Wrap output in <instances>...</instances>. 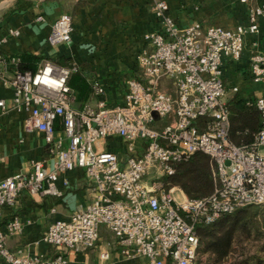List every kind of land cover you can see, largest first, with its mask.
<instances>
[{
  "label": "built area",
  "instance_id": "obj_1",
  "mask_svg": "<svg viewBox=\"0 0 264 264\" xmlns=\"http://www.w3.org/2000/svg\"><path fill=\"white\" fill-rule=\"evenodd\" d=\"M239 1L248 7V24L234 28L199 21L180 27L165 13V1L152 2L160 27L143 35L146 45L135 56L137 76L126 80L123 102L113 106L98 98L74 107L67 81L78 64L44 60L35 71L15 68L5 81L13 89L11 106L26 112L25 131L41 133L53 167L32 160L28 172L1 180L0 215L23 191L61 196L58 176L76 168L84 170L93 197L67 219L48 224L41 238L56 251L50 258L8 247L7 237L22 231L17 216L0 227V257L9 264H69L65 252L93 248L103 224L119 252L143 257L140 264H201L199 225L245 206L264 205V0ZM72 33V17L62 13L51 24L47 42L68 45ZM248 33L260 34L251 42L248 70L263 91L244 101L259 113L258 131L252 142L237 145L228 137L223 60L241 58ZM5 41L0 38V47ZM17 62V56L0 50V67ZM92 89L95 96L104 93L97 80ZM230 91L236 94L238 87ZM0 108H6L3 99ZM58 131L64 139L56 137ZM109 140L118 142L114 150L107 148ZM197 152L214 162L212 192L197 199L173 194L175 187L166 185L174 164ZM68 184L64 179L63 185ZM99 256L102 264H109L107 251Z\"/></svg>",
  "mask_w": 264,
  "mask_h": 264
},
{
  "label": "crops",
  "instance_id": "obj_2",
  "mask_svg": "<svg viewBox=\"0 0 264 264\" xmlns=\"http://www.w3.org/2000/svg\"><path fill=\"white\" fill-rule=\"evenodd\" d=\"M154 1L159 0H0V38H6L0 50L5 56H19L21 63L34 68L44 60L78 64L84 68L86 80H97L104 93L95 96L86 89L83 92L77 89L79 99L74 107L84 102L94 104L98 98L106 99V104L113 106L123 102L126 80L137 76L135 56L146 45L143 35L160 27L159 19L150 9ZM163 1L167 4L165 13L180 27L192 21L227 28L248 24V7L239 0ZM62 13L72 17L71 41L68 45H50L47 37L51 24ZM9 30L18 34L10 35ZM259 37L260 34H246L241 58L223 60V79L228 94L240 100L237 106L263 91V85L254 83L248 70L251 42ZM15 68L12 63L0 67V99L6 105L4 110L0 108V181L28 172L32 160H41L47 168L53 167L49 145L41 133L25 131L22 121L26 112L11 106L13 89L5 81L12 78ZM232 86L238 87L236 94L230 91ZM56 137L64 139L61 131ZM117 144L116 140H109L107 148L114 150ZM64 179L68 180V186L63 185ZM57 186L62 191L59 197H38L23 191L14 205L3 207L1 228L14 216L22 223L20 233L7 237L9 248L46 259L56 252L41 238L48 224L67 219L93 197L91 183L81 168L61 173ZM101 251L109 253L106 261L109 264H140L144 260L122 255L113 234L103 224L99 226V239L93 248L76 247L65 254L69 264H102ZM0 264L9 263L0 257Z\"/></svg>",
  "mask_w": 264,
  "mask_h": 264
},
{
  "label": "trees",
  "instance_id": "obj_3",
  "mask_svg": "<svg viewBox=\"0 0 264 264\" xmlns=\"http://www.w3.org/2000/svg\"><path fill=\"white\" fill-rule=\"evenodd\" d=\"M17 57L18 62L17 64H15L16 67L20 68L21 70H36L37 67L34 68V66L31 65H24L23 63H21L20 57ZM83 69V67L78 65L76 71L70 73L67 81L69 87L72 89L75 95V101H78L79 99L78 92L76 91L77 89L82 90V92L84 91V89H86V91L90 93H92L93 91V81L86 80L85 76L82 73ZM234 101L235 102L231 104L232 106L230 104L228 106L230 111V129L228 137L233 143L237 145L250 143L253 141L255 134L257 133L259 128V113L253 104H242L241 106H237V103H239L240 100L234 99ZM84 103H81V105H83ZM213 167L214 162L210 158V156L202 152H197L189 159L175 163L174 173L170 177L172 179V183L174 185H179L188 198L197 199L207 196L212 192L214 187ZM242 208L236 209L235 211L224 214L222 216L225 217L230 214L238 213L240 210H242ZM220 220L219 218H217L215 221L209 224H201L197 227L199 243L200 239L203 240L204 236L208 235L209 228L216 227L219 224ZM238 223V225L241 226L245 225L244 223ZM222 224L223 222L220 223L219 226ZM228 228L229 229L224 231L221 236L214 237L211 241V245L209 243V249L211 250V252L215 253V255L219 259L218 261H220L221 258L224 259V256H227L231 250L230 242L233 238L234 229L230 224L228 225ZM259 252L264 253V245L259 249ZM254 259H256V264H264V254L262 256H257L255 254Z\"/></svg>",
  "mask_w": 264,
  "mask_h": 264
},
{
  "label": "rangeland",
  "instance_id": "obj_4",
  "mask_svg": "<svg viewBox=\"0 0 264 264\" xmlns=\"http://www.w3.org/2000/svg\"><path fill=\"white\" fill-rule=\"evenodd\" d=\"M233 96L231 97L230 93L225 97L226 100H229L230 105L236 99ZM168 182L170 184L166 185L167 189L175 187L172 192L173 194L178 195L182 192L186 195L179 185L172 183L171 177L168 178ZM222 222L223 224L219 226ZM238 222L245 225H238ZM219 224L214 228L210 227L208 235L204 236L203 240L200 239L197 253L198 262H201V264H256V259H254L255 254L257 256L264 254L263 252H259V249L264 245V205L245 206L238 213L225 217L222 216ZM229 224L234 229L233 238L230 242L231 250L227 256H224V259L221 258L218 261V257L215 253L211 252L209 247L214 237L221 236L224 231L229 229Z\"/></svg>",
  "mask_w": 264,
  "mask_h": 264
},
{
  "label": "water",
  "instance_id": "obj_5",
  "mask_svg": "<svg viewBox=\"0 0 264 264\" xmlns=\"http://www.w3.org/2000/svg\"><path fill=\"white\" fill-rule=\"evenodd\" d=\"M228 163V161H226V164Z\"/></svg>",
  "mask_w": 264,
  "mask_h": 264
}]
</instances>
